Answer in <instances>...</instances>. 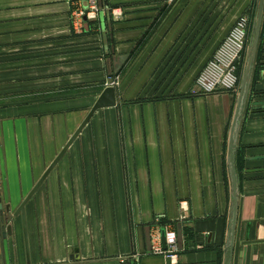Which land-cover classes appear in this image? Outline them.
<instances>
[{"label": "crops", "instance_id": "crops-1", "mask_svg": "<svg viewBox=\"0 0 264 264\" xmlns=\"http://www.w3.org/2000/svg\"><path fill=\"white\" fill-rule=\"evenodd\" d=\"M90 1L102 23L79 15ZM256 6L0 0V198L13 230L0 264H264V68L241 101L193 93ZM257 56L264 2L253 69ZM113 81L116 106L93 114L25 205L27 261L12 214ZM162 228L181 234L173 259L152 252Z\"/></svg>", "mask_w": 264, "mask_h": 264}, {"label": "built area", "instance_id": "built-area-1", "mask_svg": "<svg viewBox=\"0 0 264 264\" xmlns=\"http://www.w3.org/2000/svg\"><path fill=\"white\" fill-rule=\"evenodd\" d=\"M167 3L173 0H165ZM87 12H81L86 19L98 17V7L95 1H90ZM249 18L246 15L238 17L221 41L210 60L200 71L195 79L193 93L210 95L219 92H234L238 84V69L241 64L243 52L246 46ZM113 81L109 86H115ZM166 250L159 245V237L154 236L152 252L154 254H167L170 259L175 258L176 234L174 231L165 232Z\"/></svg>", "mask_w": 264, "mask_h": 264}, {"label": "water", "instance_id": "water-1", "mask_svg": "<svg viewBox=\"0 0 264 264\" xmlns=\"http://www.w3.org/2000/svg\"><path fill=\"white\" fill-rule=\"evenodd\" d=\"M263 2L264 0H257V6L255 10V21H254V32H253V39H252V45L250 52L246 59V65L244 70V76L242 81V86L240 90V101L241 98L244 95L245 89L248 86L249 79L251 77V73L253 70V62L256 54V48L258 44V36L260 31V24H261V18H262V11H263ZM99 21L103 22V15L101 12L98 13ZM85 19V18H84ZM127 59V56H122L117 59V64L115 65L114 72L117 73L120 67L123 65L125 60ZM116 106V91L113 86H107L105 87L96 101L94 102L93 106L89 109L87 115L83 119V121L80 123L78 128L75 130V132L69 137L68 141L62 148V150L57 154L55 159L52 161V163L48 166V168L44 171L40 179L36 182V184L33 186V188L30 190V192L26 195V197L22 200L18 208L15 210V212L12 214L14 217L20 216L21 219V226H22V234L25 244V250H26V258L28 261V255H27V231H26V223H25V205L27 202L32 198L36 190L40 187V185L43 183L49 172L53 169V167L57 164V162L63 157V155L66 153L69 146L73 143V141L78 137L81 130L84 128V126L89 122L93 114L97 110L105 109V108H112ZM239 112V106H237L236 114L233 122V126L231 129V137H230V153H231V160H232V199L234 202L233 211L235 214V204L237 200V183H236V174L233 166V128L238 116ZM10 212H9V206H3L2 200L0 198V246L3 247V240L7 237H11L13 234L12 225L8 224V220L10 218ZM235 221V217L234 220ZM234 226V222H233ZM160 244L162 247V250H166L165 245V229H160ZM149 242L151 243V239L149 238ZM176 242L178 247H180L181 244V234L178 231L176 235ZM150 250H151V244H150Z\"/></svg>", "mask_w": 264, "mask_h": 264}, {"label": "rangeland", "instance_id": "rangeland-1", "mask_svg": "<svg viewBox=\"0 0 264 264\" xmlns=\"http://www.w3.org/2000/svg\"><path fill=\"white\" fill-rule=\"evenodd\" d=\"M256 10V9H255ZM255 10L252 13L251 20L249 22L248 32H247V39H246V46L245 50L243 52L242 60H241V66L238 69V84L236 87V92H239L242 86L243 76H244V70L246 65V59L250 52L251 45H252V39H253V32H254V21H255Z\"/></svg>", "mask_w": 264, "mask_h": 264}, {"label": "trees", "instance_id": "trees-1", "mask_svg": "<svg viewBox=\"0 0 264 264\" xmlns=\"http://www.w3.org/2000/svg\"><path fill=\"white\" fill-rule=\"evenodd\" d=\"M249 22H250V19H249ZM242 63V62H241ZM241 66V64H240ZM239 66V68H240ZM264 68V64H260V59L259 57L257 56V61L255 63V66H254V69H253V80H256V77H257V74L259 73V71Z\"/></svg>", "mask_w": 264, "mask_h": 264}]
</instances>
